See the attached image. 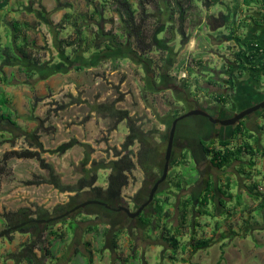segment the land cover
I'll use <instances>...</instances> for the list:
<instances>
[{
	"label": "rangeland",
	"instance_id": "1",
	"mask_svg": "<svg viewBox=\"0 0 264 264\" xmlns=\"http://www.w3.org/2000/svg\"><path fill=\"white\" fill-rule=\"evenodd\" d=\"M41 1L47 5L46 8L57 4V0ZM61 1L65 6H70L69 12L74 13H91L98 7L99 13L89 19L88 23L93 24L94 28L102 25L105 31L121 32L120 16L111 0H93L94 3L90 5L86 0ZM144 2L148 10H157L152 0ZM236 4H242V0H222L219 3L193 0V6L188 7L187 4L188 13L184 29L190 41L184 44L177 30L174 29V33L169 31L166 20H162L164 24L157 23L155 18L150 17L144 23L146 34L151 41L154 40L153 36L163 38L165 44L164 50H155L152 54L157 61L152 69L128 58L119 59L117 66L114 61L104 59L93 67L72 69L69 72L40 78L38 74L28 77L20 66H33L36 69L47 62H57L61 54L64 56L72 52V49L68 48L65 52L58 53L46 24L48 19H59L57 12L60 7L52 9L43 19L37 13L38 0L7 1L6 5L14 13L20 14L24 11L20 18L32 23V27L25 33L30 40L36 42L31 43L29 47L33 50L34 60L40 63L35 64L26 59V63L22 61L20 64L10 65L4 64L0 58V69L9 76L14 73L10 84L4 85V88L12 99L14 114L11 118L16 122L11 124L0 119V232L6 229L1 220L3 213L21 207L35 210L38 206L52 211L57 204L67 202L70 194H74L61 192L50 183H30L47 177L49 171L39 159L19 158L12 153L14 150L27 148L37 151L40 158L45 163L52 164L61 180L67 184H75L84 175V167L90 168L93 160L108 161L116 158L115 150H121L124 137L128 133L127 124L122 121L116 129L109 130L113 119L96 110L95 107L100 102L115 101L117 108L129 110L130 115L151 134V146L156 148V167L152 177L148 178L141 167L136 166L128 185L123 189L124 198L120 205L129 206L135 211L137 205L147 199L154 182L162 175L170 124L173 121L171 114L173 109L182 106L176 95L188 97L200 107L214 105V93L231 91L226 87L224 80L229 77L226 69L234 62V52L239 48L238 38L246 40L253 22L258 23L262 16L259 5L254 3L255 5L247 7L243 4L244 6L237 7L240 12L237 22H233V28L237 27L238 30L232 29L230 25L224 24L226 17L223 13L225 14L229 7L233 11ZM5 9L6 7L4 14ZM32 13L34 15H29ZM4 14L0 16V39L3 46L8 43L12 46V20L11 16ZM175 17L174 24L176 23V29H179L178 14ZM215 17L220 19L216 21ZM65 26L60 31V37L65 38L73 33L70 25ZM165 27L167 29L163 32ZM232 30L236 31L234 34L238 38L231 35ZM172 35L176 37L174 42L165 39L171 38ZM12 52L15 53L14 50ZM201 59L202 64H207L213 72L202 74V65L199 62ZM188 68H193L195 72L190 75ZM163 69H167L163 79L156 81V87H149L144 80L147 75H154L152 70ZM26 70L31 71L29 68ZM209 74H214L215 80L224 86L209 83ZM243 78H249V72H245ZM262 80L263 83L257 82V86L264 90V78ZM188 110L189 108H185L184 113ZM205 118L202 115H191L178 122L168 173L171 175L169 178L167 176L169 181L166 179L159 188H164L166 193L170 194L173 223L180 224V212L177 209L180 200L187 196L196 200L208 181L221 184L225 189L224 185L230 178L232 184L228 190L232 195L216 190L213 198L216 204L220 198L226 200L223 206L218 204L214 207V203L210 202L204 213L200 214L197 210L203 208L196 202V211L189 216L200 223L194 224L198 238L212 236L210 246L195 250L188 247L186 251L180 248L175 260L171 257L173 252L170 245L164 239H159L163 230L161 226L151 231V226L141 224L137 217L130 218L124 211H117L118 214L115 213L111 217L115 227H111L108 233H104L105 224L100 223L101 218L95 214H90L85 219L79 216L76 233L70 232L63 224H56L55 229L65 232L63 237L49 234L50 230H45L44 227L40 230L34 229L32 233L14 231L11 238L6 237V233L0 237V264H85L91 255L94 260L92 264H264V249L260 247L264 230H259V227H264V217L255 211L259 201L250 196L245 187V184L252 183L255 175L240 174L235 165L227 167L225 171L211 165L204 155L199 139L216 138L214 131L219 126H213L211 121L209 123ZM245 123L259 136V142L264 144V118L253 112L247 116ZM74 141L76 143H73ZM138 148L139 144L136 143L130 149L135 161ZM184 152L188 154L185 165H173V160L182 159ZM7 153L8 156L5 155ZM87 155L90 159L86 164H82ZM185 170L190 171L185 176L191 179L192 183L185 185L181 190L175 184ZM259 170L263 177V164ZM108 172L106 169L99 170V185L105 186ZM253 173H257L256 169ZM261 187L259 191L264 192V180ZM237 194L241 195L239 203ZM146 212L153 210L149 207ZM31 218L37 217L33 215ZM103 219L107 220L108 217ZM90 225H97L98 232H87ZM118 227L124 229L115 247L113 234ZM192 231V225L185 226L182 230V240L187 241ZM37 237L40 239L36 247H30L31 240ZM29 248H33L32 254L29 253ZM26 255L32 262L28 261Z\"/></svg>",
	"mask_w": 264,
	"mask_h": 264
},
{
	"label": "trees",
	"instance_id": "2",
	"mask_svg": "<svg viewBox=\"0 0 264 264\" xmlns=\"http://www.w3.org/2000/svg\"><path fill=\"white\" fill-rule=\"evenodd\" d=\"M7 1L8 0H0V9L6 5ZM102 1L105 2L107 0ZM175 1L176 0H158L157 10L150 11L144 0H111L110 2L120 16V33H113L109 30L105 31V28L102 25L95 26L94 28L93 24L91 25L88 23L89 19H93L99 13L100 9H98V7H95V9L92 10L93 13L66 12L59 22H54L52 19H48L46 20V24L49 26L50 32L53 36V43L58 53L61 54V52H65V49L68 48H71L72 52L70 54H64V56L61 54L57 62H47L36 69L33 68V66H28V68L31 69L30 72L26 70L28 68H23L22 66H20V69H24L28 77L38 74L40 78H46L55 73L69 72L72 69L82 70L86 67H93L94 65H98L100 61L104 59L114 61L115 66H117V62L121 58L132 59L139 64H143L145 67L149 66L151 68L157 62L152 54H154L155 50L160 51L165 48V44H163V38L153 36L154 40L151 41L150 37L146 34L144 23L145 21H148L150 17L155 18L157 23H164L162 20H166L165 22L167 23L173 20L172 18L178 14L180 27L176 30L181 36V42L184 44L190 41L189 35L184 29V23L187 20L188 13L186 12L187 7L182 3L174 4ZM209 1L219 3L222 0ZM263 1L242 0V4L247 6L254 3L260 5L259 3H264ZM57 2L59 7L63 6V3L60 2V0H57ZM86 2L88 5L94 3L93 0H86ZM187 4H189L190 7L193 6V0H187ZM38 5L39 8L37 13L44 19L49 12L46 10V7L41 0H38ZM102 5L104 6L105 4L103 3ZM262 17L264 21V12H262ZM219 19V17H215L216 21ZM65 24H68L73 28V33L64 38L60 37V31L66 27ZM31 27L32 24L27 21H12L11 35H13V45L11 46V43H8L3 46L0 39V58L3 59L4 64H20L26 59L31 60L35 64L40 63L38 60H34L33 50L29 47L31 41L25 33V31L29 30ZM168 28L169 31L173 32V25H168ZM20 38L21 42L19 43ZM175 38L176 37L172 35L171 38L168 37L165 39L174 42ZM237 44L239 45V48L234 52V62L226 69L229 77L225 80L223 78L227 84L226 87H229L231 91L214 93V105L228 114L241 110L253 102L264 98V90L259 89L257 86V82L263 83L262 79L264 78V45L252 38H247L246 40L238 38ZM12 50H14L15 53H13ZM79 57L80 59H78ZM163 60L164 57H162L161 61ZM199 62L202 65V74H205L208 71L213 72V69L209 68L207 64H202V59L199 60ZM24 63H26V61ZM165 68H167V66H165ZM188 71L190 75L195 72L193 68H188ZM152 72L154 75L149 74L144 80L149 87H156V81H158L159 78L163 79L165 76L164 74L167 73V69L161 71L152 70ZM245 72H249V78H243ZM13 76L14 73L9 76L0 69V119L9 121L11 124L16 123L11 118V115L14 114V107L12 99L9 97L4 85H9ZM214 77V74H209L208 82L224 86V84L216 81ZM176 99L178 102H182V106L181 108L173 109V113L171 114L172 120L183 114L185 108H189L190 110L199 107L196 103L190 101L188 97H180L178 94V96L176 95ZM95 108L98 112H102L109 118L113 119V124L110 126L109 130L116 129L122 121H126L128 133L124 137L121 150H115L114 156L116 158L108 161L93 160L90 168L84 167V175H82L75 184H67L61 180V177L56 172L54 166L45 163L44 160L40 158L37 151L27 148L20 151L14 150L12 153L19 158L39 159L42 162V165L49 171L47 177H42L41 180L35 182L30 181V183L46 182L52 184L61 192H74V194H70L67 202L57 204L52 211L38 206L35 210H32L29 207H21L15 211H7L3 213L1 220L6 225V228L25 222L19 228L7 233L6 237L11 238V234L14 231L20 233H32L34 229L40 230L41 227H44L45 230L49 229V234L55 237H63L65 232H59V230L55 229L54 227L56 224H63L70 232L76 233L77 228L79 227L77 218L83 216L85 219L90 214H95L97 217L101 218L100 223L105 224L106 227L104 233H108L111 227H115V223L112 220L113 218H111L112 215L115 213L118 214V212L113 210L112 207H117L123 202V189L128 185L130 175L134 168L139 166L148 178L152 177L154 168L156 167V148L155 146H151V134L141 127L138 120L130 115L129 110L117 108L115 106V101L109 103L100 102ZM257 114L259 117L264 118V109L257 112ZM262 127H264V125ZM226 131L227 132L225 133L221 132L216 138L212 137L206 139L200 137L199 142L202 144L204 155L212 166L220 170L225 171L227 167L238 162L235 166L237 172L240 174L247 173L249 175H255L252 183L245 184V187L249 191L250 196L259 201L255 211L264 217V192L259 191L261 182L264 180V175L262 177L263 179L260 178L259 181L257 177L261 172L255 167V158L257 156L264 157V146H261L259 136L252 132V130L246 125L245 119H242L238 124L228 128ZM0 141L2 140L0 139ZM73 143L76 142L74 141ZM136 143L139 144V148L135 153L137 156V160L135 161L133 158V152L130 149ZM82 144L85 145V143ZM5 155L8 156V153ZM187 156L188 154L186 152L182 153V159L173 160V165H176L177 167L185 165L187 162V160H185L187 159ZM88 159H90L89 155L85 156L82 164H86ZM101 169L109 170L105 186L98 184L100 179L99 170ZM255 169L257 173H253ZM188 173H190V171L185 170L179 177L175 184L178 189L183 190L185 185H190L192 183V180L185 176ZM170 175L171 173L168 175V178ZM167 181H169V179H167ZM231 184L229 178L224 185L227 188L226 190L221 184L208 181L203 192L199 195L200 197L197 196L198 198H196V200L191 196H187L183 200H180V205H177V209L180 212V224L173 223V208L171 209L173 203L170 202V194H167V191L164 188H159L154 196L153 202L148 205V208L150 207L153 212H149L150 214L147 213L146 209L148 208L146 207L137 218L141 224L150 225L151 231L158 229L160 226L162 227L163 230L161 231L159 239H164L165 242L170 245L173 252L171 257L176 260L180 248L186 251L188 247L195 250L211 245L213 241L212 236L200 238L196 236L197 229H194V224L200 225V223L195 221V218L189 216L190 213L196 211V202H198L199 206L203 208V210H197L200 214L204 213V210H206V207H208L210 202L214 203V207H217L218 204L223 206L226 200L220 198L218 204H216V202L213 201V198L216 195V190L221 191L223 194L232 195L230 190H228L231 188ZM240 198L241 195L237 194V203L240 202ZM86 200H99L107 203L110 207L98 203L88 204L67 216L49 222L38 223L36 221H31L33 220V218H31L33 215H36L37 218L35 219H49L52 216H59ZM141 204L142 203H140V205ZM140 205H137L136 208ZM103 217H108L109 220H105ZM187 225H192L193 231L190 238L187 241H183L182 238L184 234L182 230L185 226L187 227ZM123 229L124 228L122 227H118L113 234V243L115 247H117V242ZM98 230L99 228L97 225H90L87 232L97 233ZM39 239L40 237L31 240L29 246L36 247ZM32 249L33 248H29L30 254H32ZM26 257L28 261L32 262L28 255H26ZM93 261L91 255L87 258L85 264H92Z\"/></svg>",
	"mask_w": 264,
	"mask_h": 264
},
{
	"label": "water",
	"instance_id": "3",
	"mask_svg": "<svg viewBox=\"0 0 264 264\" xmlns=\"http://www.w3.org/2000/svg\"><path fill=\"white\" fill-rule=\"evenodd\" d=\"M263 108H264V101H261L260 103L254 104V105H252L248 108H245L241 111H236L231 117L220 119V118H217V117L213 116L212 114H210L207 109L202 108V107H197V108L190 109L187 112H185V113L181 114L180 116H178L177 118H175L172 122L170 131H169L168 144H167V149H166V153H165V163H164V167H163V172H162V175L155 181L153 187L151 188L148 199L145 202H143L135 211H132L130 209V207H128L126 205H119L117 208H113V209L122 210L130 218H136L137 216H139L143 212V210L149 204H151L153 202L155 193L157 192L160 184L163 183L164 181H166L169 170H170L171 159H172L171 158L172 157V149H173V143H174V139H175V132H176L177 124L180 120H182L185 117L191 116V115H202L204 117H207L213 123L219 122L222 125L234 126V125L238 124L246 116L252 114L253 112H256L257 110L263 109ZM94 203L103 204L107 207H110L107 203H104V202L99 201V200H86V201L76 205L71 210H69V211H67L64 214H61L59 216H52L49 219H33L31 221H36L38 223L49 222V221H52L54 219H58V218L67 216L70 213L76 211L77 209H79L81 207H84L88 204H94ZM24 223L25 222H22L18 225L12 226L10 228H6L5 230L0 232V237L5 235L6 233L10 232L12 229L19 228Z\"/></svg>",
	"mask_w": 264,
	"mask_h": 264
},
{
	"label": "flooded vegetation",
	"instance_id": "4",
	"mask_svg": "<svg viewBox=\"0 0 264 264\" xmlns=\"http://www.w3.org/2000/svg\"><path fill=\"white\" fill-rule=\"evenodd\" d=\"M8 1H10V0H8ZM158 0H152V3H154V4H156V7L158 6V2H157ZM184 1V2H183ZM263 1V0H262ZM157 2V3H156ZM264 2V1H263ZM151 3V2H150ZM180 3H182V4H185V5H187V0H176L175 2H174V4H180ZM260 5H259V7L261 8V11L262 12H264V3H259ZM189 5V4H188ZM255 5V4H254ZM258 5V4H257ZM240 6V4H236V6H235V8H233V11L230 9V7H229V9H227V12L224 14L223 13V15L226 17L225 18V23L224 24H228V25H230V28L232 27V29H237L238 30V28L236 27V28H233L234 26H233V22L234 23H236L237 21H236V19H237V17H238V13L240 12L239 11V9L237 8V7H239ZM188 7H190V6H188ZM236 13V15H234ZM234 15V16H233ZM262 15V14H261ZM175 17V16H174ZM176 18V17H175ZM175 18H173V20H171V21H169V22H167L166 24H168V25H172L173 24V26H174V29H175V31H176V23L174 24V22H176V20H175ZM262 16L260 17V19L258 20V24L259 25H262V24H264V22H263V20H262ZM180 22V21H179ZM165 23V22H164ZM163 23V24H164ZM238 23H239V21H238ZM223 24V25H224ZM254 24H256V21L254 22ZM238 26V25H237ZM258 26V25H257ZM167 29V27H165V29H162V31L163 32H165V30ZM161 31V32H162ZM160 32V31H159ZM236 31L235 30H232V33H231V35H233L234 37H238L236 34H234ZM249 33H251L252 32V28H250V30L248 31ZM261 101H264V98H262V99H260V100H258V101H255V102H253L252 104H250L249 106H246L245 108H248V107H250V106H252V105H254V104H257V103H260ZM200 107H204V108H206V109H208V112L210 113V114H212L213 116H215V117H217V118H220V119H224V118H228V117H231L234 113H235V111L233 112V113H231V114H228V113H226L225 111H221V109L219 108H217L215 105H202V106H200ZM245 108H243V109H245ZM243 109H241V110H243ZM264 109V108H263ZM241 110H238V111H241ZM260 110H262V109H260ZM260 110H257L256 112H260ZM207 118V117H206ZM247 118V116L245 117V118H243V119H246ZM207 121L210 123V120L207 118ZM211 124L213 125V126H219L217 129H216V131H214V135L215 136H219L220 134H221V132H223V133H225V132H227L226 130H228V128H230V127H233L232 125H222L221 123H212L211 122ZM235 126V125H234ZM118 207V206H117ZM117 207H112V209L113 208H117ZM148 207V206H147ZM113 210H115V209H113ZM115 211H122V210H115Z\"/></svg>",
	"mask_w": 264,
	"mask_h": 264
},
{
	"label": "crops",
	"instance_id": "5",
	"mask_svg": "<svg viewBox=\"0 0 264 264\" xmlns=\"http://www.w3.org/2000/svg\"><path fill=\"white\" fill-rule=\"evenodd\" d=\"M62 2V1H61ZM44 6H45V4H43ZM229 5V4H228ZM242 5L243 4H240V7H242ZM47 6V5H46ZM45 6V7H46ZM244 6V5H243ZM6 7V14H4L3 13V10H4V8ZM53 7V8H52ZM56 7L58 8V2H57V4L56 5H53V6H51V8H46V10L48 11V12H50L52 9H56ZM248 7V6H247ZM250 7V6H249ZM66 8H68L67 10H66ZM37 9V8H36ZM8 10V11H7ZM14 10H16L15 8H14ZM38 10V9H37ZM58 10V9H57ZM261 10V9H260ZM70 11V6H65V4L63 3V6H61L60 7V9L58 10V12H57V14H59V19H56V20H53L54 22H59L60 20H61V18L63 17V15L66 13V12H69ZM24 12V11H23ZM22 12V13H23ZM22 13H20V14H17L16 12L14 13L9 7H8V5H6V6H4L3 7V9H1L0 10V16L2 17V14H4V15H9V16H11V20L13 21V20H19V21H27V22H30L29 20H25V19H23V18H20V17H22L21 15H22ZM3 15V16H4ZM29 15H34L33 13L32 14H29ZM258 16H259V13H258ZM258 16L256 17V18H258ZM258 22V21H257ZM12 23V22H11ZM31 23V22H30ZM32 24V23H31ZM258 25V26H257ZM251 28H252V32L251 33H249L248 34V38L250 39V38H252L253 40H256V41H259L260 43H262L263 45H264V24H262V25H259L258 23H256V24H254V22H253V24H252V26H251ZM260 28H262V29H260ZM30 40V39H29ZM31 41V43L33 44V43H36L33 39H31L30 40ZM31 45V44H30ZM260 144H261V146L262 145H264L263 143H261L260 142ZM256 166L255 167H257V169L259 170L260 169V165L261 164H263V166H264V157H261V156H257L256 158ZM238 162H235V164H233V165H235L236 166V164H237ZM236 169V168H235ZM262 174H260V175H258V177H257V179H259V181H260V178H262V176H261ZM260 188H262V187H260ZM258 229V228H257ZM256 229V230H257ZM264 230V227L262 226V227H259V230ZM258 235V234H257ZM259 236V235H258ZM255 237V236H254ZM260 237V236H259ZM261 238H262V240L263 241H261V243H260V247H261V249H264V235L263 236H261Z\"/></svg>",
	"mask_w": 264,
	"mask_h": 264
},
{
	"label": "bare ground",
	"instance_id": "6",
	"mask_svg": "<svg viewBox=\"0 0 264 264\" xmlns=\"http://www.w3.org/2000/svg\"><path fill=\"white\" fill-rule=\"evenodd\" d=\"M10 228V227H9ZM12 230H15V229H12Z\"/></svg>",
	"mask_w": 264,
	"mask_h": 264
}]
</instances>
